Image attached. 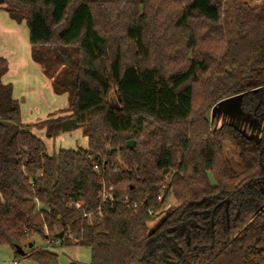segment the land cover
Instances as JSON below:
<instances>
[{"label":"trees","instance_id":"trees-1","mask_svg":"<svg viewBox=\"0 0 264 264\" xmlns=\"http://www.w3.org/2000/svg\"><path fill=\"white\" fill-rule=\"evenodd\" d=\"M0 8L26 23L33 62L88 139L50 154L32 128L55 136L67 118L24 123L0 57V244L36 264L60 263L35 238L88 247L89 264H264V127L257 143L211 115L243 95L264 120V0ZM169 194L177 205L151 230Z\"/></svg>","mask_w":264,"mask_h":264},{"label":"rangeland","instance_id":"rangeland-1","mask_svg":"<svg viewBox=\"0 0 264 264\" xmlns=\"http://www.w3.org/2000/svg\"><path fill=\"white\" fill-rule=\"evenodd\" d=\"M246 1L249 2L252 6H257L261 2V0ZM2 20L4 23L0 24V26H2L0 28V56H10V69L11 72L15 73L19 70V67L24 64L22 62L24 60L19 59L20 61H15L4 48V44H6V42H10V39L8 38L9 34L5 31L4 28L5 25L11 26V19L9 18L7 13L4 12ZM7 20L10 22H7ZM20 31H15L14 33L15 38H19V41L17 40L16 43H23L24 41L25 44H23L29 47L27 41L24 40V37L23 39L21 38L22 34ZM2 41L6 42L3 44ZM28 50L29 48L27 49V51ZM36 67L38 68V66ZM40 76V79H42L41 81L43 82V84H39V79L33 73H26V75H24V84H18L16 85V87H14L13 85L15 91V98L20 101L22 121L26 124H34L40 120L47 119L49 114L54 112L56 113L62 110L63 112L57 113L56 116L67 118V120L57 125L58 133L55 136H50L46 128L41 129L33 127L32 132L45 143L50 154L65 149H86L88 146V139L83 134V127L71 122V120L69 119L70 113L65 111V109L67 108V97L57 96L50 90V95H48V93H46L44 89L46 86L45 78L42 74ZM41 87L43 88L41 89ZM31 90L32 93L33 91L38 90V94H32ZM41 91L44 93V96H42ZM110 102L114 106L118 105L114 90H112V92L110 93ZM236 109L237 108L232 105L230 106V109H223L222 112H218L217 110H215L214 112L212 111L211 115L218 117L219 125H234L235 127L239 128L246 136H255L259 140L262 134V121L254 119L252 116L246 115L242 113L239 109ZM225 151L228 153V155H232L234 160L237 161V153L234 152L233 149H231L230 147H226ZM176 205V200L174 199L172 194H169L166 198L163 209L156 214L155 220L150 222V229L153 230L165 218L166 214ZM34 241L36 245L46 246L50 251L56 253L58 255L60 264H71L73 262L89 264L91 262V250L88 247L76 245L68 240H64L62 243L61 239H56L51 243L43 242L40 238H35ZM57 241L59 242L57 243ZM0 264L36 263L28 259H17L13 250L8 245L0 244Z\"/></svg>","mask_w":264,"mask_h":264},{"label":"crops","instance_id":"crops-1","mask_svg":"<svg viewBox=\"0 0 264 264\" xmlns=\"http://www.w3.org/2000/svg\"><path fill=\"white\" fill-rule=\"evenodd\" d=\"M0 12H2V13H0V24H2V23H4L2 18H3V15H4L5 11L2 8H0ZM7 22H10V21L7 20ZM10 24H11V26L10 25L9 26L5 25V28H4L5 31L9 34L8 38L10 39L9 43H7L6 41H2L3 44L6 42V44H4L5 45L4 48L6 49V51L11 55V57L15 61H20L19 59H23L24 61H22V62L24 64L21 67H19V70L17 72L13 73V72H11V69H10V64H11L10 63V56H7V55L0 56V57L7 58V60L9 61V72L4 76L3 82L4 83H11V84L13 83L12 85H14V87H16V85H18V84H21V85L24 84L23 83L25 81L24 80L25 79L24 75H26V73L27 74L33 73L39 79V84H43V82L41 81L42 79H40V77H41L40 75L41 74L44 76L43 68H42V66L34 63L32 58H31V48H30V44H29V29H28L26 23L17 24L13 20H11ZM1 27L2 26H0V28ZM15 31H17V32L20 31L21 32V34H22L21 38L23 39V37H24V40L27 41L29 47L24 45L25 44L24 41H23L24 44L21 43V42L16 43L17 40L19 41V38H15V34H14ZM19 43H21V44H19ZM28 48H29V50H28L29 52L27 51ZM36 66H38V68ZM22 73H23V75H22ZM44 78H45V83H46V86L44 88L45 92L48 93V95H50V91L52 92V88H51V81L52 80L46 78L45 76H44ZM14 87H13V95L15 97ZM43 87H41V89ZM32 90H31V93H32ZM37 91H33V93H35V94L37 93L38 94ZM41 93H42V96H44V93L42 91H41Z\"/></svg>","mask_w":264,"mask_h":264},{"label":"water","instance_id":"water-1","mask_svg":"<svg viewBox=\"0 0 264 264\" xmlns=\"http://www.w3.org/2000/svg\"><path fill=\"white\" fill-rule=\"evenodd\" d=\"M243 95H236L227 99L222 100L221 102H219L214 108H213V112L215 110H217L218 112H222L223 109L229 108L230 106L234 105L237 109H239L241 111V101H242ZM236 109V110H237ZM242 112V111H241ZM243 113V112H242ZM247 115V114H246ZM71 122L75 123V120H71ZM234 126V125H233ZM237 128V127H236ZM239 129V128H238ZM240 130V129H239ZM241 131V130H240ZM250 139H255L258 140L257 137L255 136H250ZM128 146L130 149H134L135 147V141H129L128 142ZM264 210V209H263ZM254 219V218H253ZM253 219H251L249 221V223H251L253 221ZM33 246V244H30L29 247L31 248ZM17 252L21 255L24 256L25 255V251L23 250L22 247L18 246L17 247Z\"/></svg>","mask_w":264,"mask_h":264},{"label":"flooded vegetation","instance_id":"flooded-vegetation-1","mask_svg":"<svg viewBox=\"0 0 264 264\" xmlns=\"http://www.w3.org/2000/svg\"><path fill=\"white\" fill-rule=\"evenodd\" d=\"M249 116H251V115H249ZM254 119H257V120H261L262 121V123H263V121L264 120H262V119H258V118H255L254 116H252ZM216 122L218 123V117H216ZM219 126H221V125H219ZM263 127H264V124H262V131H263ZM263 133V132H262ZM261 137H262V134H261ZM261 137L259 138V140H255V139H253V140H255L257 143H260V141H261Z\"/></svg>","mask_w":264,"mask_h":264},{"label":"built area","instance_id":"built-area-1","mask_svg":"<svg viewBox=\"0 0 264 264\" xmlns=\"http://www.w3.org/2000/svg\"><path fill=\"white\" fill-rule=\"evenodd\" d=\"M77 206H79V204H77Z\"/></svg>","mask_w":264,"mask_h":264}]
</instances>
